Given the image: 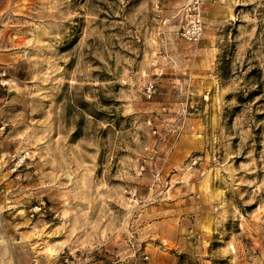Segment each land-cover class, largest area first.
Returning <instances> with one entry per match:
<instances>
[{
  "label": "rangeland",
  "instance_id": "obj_1",
  "mask_svg": "<svg viewBox=\"0 0 264 264\" xmlns=\"http://www.w3.org/2000/svg\"><path fill=\"white\" fill-rule=\"evenodd\" d=\"M0 264H264V0H0Z\"/></svg>",
  "mask_w": 264,
  "mask_h": 264
},
{
  "label": "built area",
  "instance_id": "obj_2",
  "mask_svg": "<svg viewBox=\"0 0 264 264\" xmlns=\"http://www.w3.org/2000/svg\"><path fill=\"white\" fill-rule=\"evenodd\" d=\"M203 21L200 11L193 7L182 19L178 28V36L187 43H197L203 33Z\"/></svg>",
  "mask_w": 264,
  "mask_h": 264
}]
</instances>
